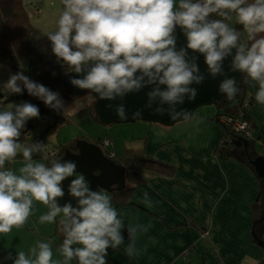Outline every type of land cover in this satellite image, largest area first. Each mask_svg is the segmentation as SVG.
<instances>
[{
    "label": "clouds",
    "instance_id": "clouds-1",
    "mask_svg": "<svg viewBox=\"0 0 264 264\" xmlns=\"http://www.w3.org/2000/svg\"><path fill=\"white\" fill-rule=\"evenodd\" d=\"M62 5L55 31L47 33L52 51L70 70L86 72L71 83L99 94L100 99L112 100L145 85H156L148 93L149 101L158 99L173 106L169 112L173 120L190 119L192 114L177 112L174 106L182 104L185 95L194 99L196 91L189 85L201 83L204 77L184 48L176 50L174 32L179 26L187 48L204 55L212 76L222 74V61L235 49L231 69L258 84L255 100L264 105V0H62ZM212 14L220 19H210ZM233 17L243 26L247 41L229 23ZM21 84L45 105L57 110L63 107L57 93L22 73L11 75L4 87L20 94ZM160 85L166 89L161 90ZM219 90L232 99L239 89L228 78ZM156 111L164 110L158 107ZM117 114L125 118L123 106ZM38 117V107L28 102L0 110V235L23 228L38 202L47 208L39 223H58L64 239L56 250L57 259L49 239L37 242L28 252L19 250L13 264H107V250L124 244L120 213L106 190L89 189L84 176L75 173V163L33 159L45 146L21 143L19 138L26 122ZM105 140L109 139L102 140V147ZM18 156L23 162L17 170L6 167ZM73 175L76 178L69 192L77 198L78 207L70 203L60 207L61 182ZM142 202L151 206L147 193ZM127 231L125 252L135 257L137 235L147 231V226L129 225Z\"/></svg>",
    "mask_w": 264,
    "mask_h": 264
},
{
    "label": "crops",
    "instance_id": "crops-1",
    "mask_svg": "<svg viewBox=\"0 0 264 264\" xmlns=\"http://www.w3.org/2000/svg\"><path fill=\"white\" fill-rule=\"evenodd\" d=\"M11 75L14 74H9L0 65L1 82L6 84ZM249 90L254 99L249 111L257 125L258 135L264 141V105L255 100L258 84L250 80ZM9 104L0 106V110L7 109ZM197 113L193 118L172 127L153 126L144 122L147 123L145 126H136L140 128L139 137L135 140L131 138L122 148L111 140V145L104 148L100 140L105 153L115 159L138 157L135 150L140 149L141 155L176 169V175L172 178L145 175L146 181L133 194L131 204L121 206L112 201L125 225L122 229L124 244L117 249L107 250V264L264 262V250L253 243L252 237L253 206L260 194V183L247 167L236 161L221 162L215 157L222 136L221 129L210 121L212 115L205 113L199 116ZM28 121L33 124V118ZM31 130L32 127L28 130L23 128L19 142L46 146L43 137L38 139ZM147 133L154 138L151 140L153 146H149V138L145 139ZM52 156L54 151L45 156L40 152L34 153L33 159L49 163ZM22 162V156H18L6 167L17 170ZM145 193L151 206L142 202ZM46 212L47 208L37 202L34 214L23 228H14L6 236L0 235L1 259L13 264L19 250L28 252L37 242L49 239L53 242V258H59L56 250L64 237L58 223H39V216ZM138 224L147 226V231L138 233V255L129 257L125 252L127 227Z\"/></svg>",
    "mask_w": 264,
    "mask_h": 264
},
{
    "label": "trees",
    "instance_id": "trees-1",
    "mask_svg": "<svg viewBox=\"0 0 264 264\" xmlns=\"http://www.w3.org/2000/svg\"><path fill=\"white\" fill-rule=\"evenodd\" d=\"M209 18L220 19L215 14ZM53 61H57L59 64L51 65ZM0 65L9 74L22 73L31 81L45 86L52 92L64 89L63 78L72 72L62 59L57 58L53 53L52 44L47 34L30 23L28 15L23 9V0H0ZM40 65H43L45 69L40 72L35 71V68ZM241 77L242 84L238 95L232 99L225 97L219 100L216 104L217 114L210 119L219 126L222 134L214 154L221 162L236 161L247 167L258 179L260 194L253 206L252 237L253 243L264 250V180L256 175L253 166V162L258 157L264 156V141L258 135L257 125L249 111L254 101L249 90L250 79L242 72ZM4 86L5 83L0 81V106L4 105L5 100L10 96L17 95L9 93ZM21 88L22 92L26 91L23 85ZM220 116L231 118L232 122L222 123ZM95 118L98 121L97 116ZM237 122L248 123L250 126L248 131L251 133L247 134L238 130ZM78 139L81 137L56 147L54 156L50 157L49 162L53 158L57 160L63 158L67 150L78 153L76 148ZM88 141L100 145V139ZM106 156L122 165L126 170L125 189L114 190L110 193L112 201L116 205L131 204L133 194L146 181L145 175L168 178L176 175V169L173 166L145 155L126 160L115 159L109 153H106ZM0 262L7 264L1 258ZM258 264H264V262Z\"/></svg>",
    "mask_w": 264,
    "mask_h": 264
},
{
    "label": "water",
    "instance_id": "water-1",
    "mask_svg": "<svg viewBox=\"0 0 264 264\" xmlns=\"http://www.w3.org/2000/svg\"><path fill=\"white\" fill-rule=\"evenodd\" d=\"M75 33L73 32L72 35ZM176 37V50L179 51L184 48L189 60L195 59V63L199 69V74L204 77L203 81L199 84L193 83L189 85L190 88L195 89L196 96L194 99H189L187 95L184 97L182 104L174 106L175 111H186L192 114L193 118L197 111L203 107L216 106L217 102L226 97V95L219 90V86L223 80L231 78L236 81V87L240 90L242 84V77L240 71H233L231 69L232 60L235 56L236 50L233 49L231 55L225 57L222 61V74L212 76L208 70L205 62V57L199 52H193L187 48V38L183 30L177 26L174 32ZM86 72L75 73L74 71L66 74L63 78V87L69 96L77 97L84 94L92 93L96 98L95 111L98 121L103 125H120L135 123L137 121L147 122L150 124H158L165 127H172L177 123L184 122L182 117L173 120L169 114L173 106L168 104H161L157 99L150 102L148 93H150L156 85H145L138 91L126 93L124 96H117L112 100L100 99L99 94L91 92L88 89H81L71 83L72 79L83 78ZM136 75H140L137 72ZM147 79V78H145ZM161 90L166 89L165 85H160ZM239 90L235 96L238 95ZM32 95L28 92L10 96L5 100L6 104L14 102L28 101L38 107L39 114H41L44 103L32 100ZM123 106L125 110V118L121 119L117 114V109ZM162 108L163 112H157V108ZM139 112L140 115L135 114ZM190 118V119H191ZM189 120V119H188ZM32 122L27 121L24 129L28 130L32 127ZM78 153L70 150L65 152L63 158L58 161L73 162L76 164L75 173L83 175L91 191L106 190L108 193L112 191H121L126 187V170L122 165L117 164L106 156L104 150L95 143L79 139L76 142ZM256 175L264 180V156L258 157L254 162ZM76 178V175L66 178L61 182L63 197L57 198V203L60 207L70 203L72 207H78L77 198L70 195L69 187L71 181ZM264 193V188H263ZM262 246V243H260Z\"/></svg>",
    "mask_w": 264,
    "mask_h": 264
},
{
    "label": "rangeland",
    "instance_id": "rangeland-1",
    "mask_svg": "<svg viewBox=\"0 0 264 264\" xmlns=\"http://www.w3.org/2000/svg\"><path fill=\"white\" fill-rule=\"evenodd\" d=\"M23 9L27 13L30 23L47 34L48 32L55 31L63 5L62 0H23ZM229 23L242 33L241 39L247 41V35L243 32V26L236 24L235 17ZM57 64H59L57 61L51 63V65ZM44 69V66L40 65L35 68V71L40 72ZM55 93L61 99L63 107L59 110L50 107L52 109L50 112L39 114L38 118H33L31 133L33 136L37 135L38 139L43 137V141L46 142L43 151L44 156L54 151L59 145L66 144L79 137L86 141L110 139L113 144H117L122 148L128 140L131 138L135 140L141 134L140 128L136 126L142 124L145 126L147 124L135 122L120 125H103L95 118L97 116L95 111L97 100L92 93L73 97L69 96L66 90L62 88L55 91ZM32 100L44 103L40 98L35 96ZM197 112L199 116L207 113L214 117L217 114V108L212 105L203 107ZM149 125L161 126L150 123ZM146 138H149V146H153V142L151 141L154 139L153 136H149L147 133ZM135 153L138 154V157L143 156L140 154V149H136Z\"/></svg>",
    "mask_w": 264,
    "mask_h": 264
},
{
    "label": "built area",
    "instance_id": "built-area-1",
    "mask_svg": "<svg viewBox=\"0 0 264 264\" xmlns=\"http://www.w3.org/2000/svg\"><path fill=\"white\" fill-rule=\"evenodd\" d=\"M220 121L222 123H231L232 122V119L231 118H227L225 116H220ZM236 127H237L238 130L243 131V132H245L247 134H250L251 133L250 131H248V129H250V126H249L248 123H245V122H237L236 123ZM110 144L111 143H110L109 140H105L102 145H103V147H108Z\"/></svg>",
    "mask_w": 264,
    "mask_h": 264
},
{
    "label": "flooded vegetation",
    "instance_id": "flooded-vegetation-1",
    "mask_svg": "<svg viewBox=\"0 0 264 264\" xmlns=\"http://www.w3.org/2000/svg\"><path fill=\"white\" fill-rule=\"evenodd\" d=\"M25 92H27V90L25 91ZM22 93H24V92H22ZM22 93H20V94H22ZM34 96H32V98H33ZM31 98V99H32ZM42 110H45V111H42L41 112V114H44V113H48V112H50V110H52L50 107H47V105H46V107H43V109ZM96 144V143H95ZM73 152V151H72ZM75 153V152H74ZM77 153V152H76Z\"/></svg>",
    "mask_w": 264,
    "mask_h": 264
}]
</instances>
